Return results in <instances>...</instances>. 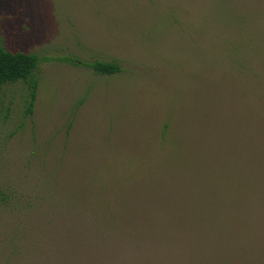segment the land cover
<instances>
[{
    "label": "rangeland",
    "instance_id": "1",
    "mask_svg": "<svg viewBox=\"0 0 264 264\" xmlns=\"http://www.w3.org/2000/svg\"><path fill=\"white\" fill-rule=\"evenodd\" d=\"M0 46L39 58L30 113L26 83L1 93L0 264H52L56 191L168 239L66 264H202L214 244L264 264V0H0Z\"/></svg>",
    "mask_w": 264,
    "mask_h": 264
},
{
    "label": "trees",
    "instance_id": "2",
    "mask_svg": "<svg viewBox=\"0 0 264 264\" xmlns=\"http://www.w3.org/2000/svg\"><path fill=\"white\" fill-rule=\"evenodd\" d=\"M38 61L39 58L34 52L12 51L4 46H0V101L2 88L5 84L22 81L28 87L26 112H31L38 83L36 74ZM89 66L95 73L99 74H113L120 70L115 61L94 60L89 63ZM58 180V174L52 177V188L54 190H58ZM56 192L55 197L52 196V249L49 250V256H52V264L74 263L77 260L87 259L90 255L89 251L92 250L91 248H94L102 239L107 240L112 237L118 238L124 235H134L135 233L139 236L149 235L157 237V234L163 233V239L168 241L165 237L164 229L156 225L155 220H149L150 222L152 221L149 225L141 226L135 222V219L117 215L114 211H110L111 216L109 218H94L93 215L74 216V211H72L74 206L66 201L63 203V198H61L62 192ZM88 192L92 196L97 195L91 190ZM66 213L73 215L67 216ZM89 226H95L96 230L89 231L91 229ZM176 236L179 235L174 233V235L168 236V238L172 237L170 242ZM212 247L207 249L209 256L205 248L201 250L200 257L202 261L204 260L202 264H233V262L235 264H256L258 260V258L253 256L255 252L252 251L247 250L245 256L243 255V260H241L231 250L221 251L219 245L216 246V244L212 245ZM256 257L260 259L259 255ZM3 261L2 264H13L12 262L8 263L9 261L6 258Z\"/></svg>",
    "mask_w": 264,
    "mask_h": 264
}]
</instances>
